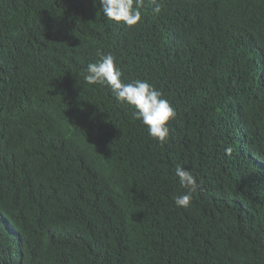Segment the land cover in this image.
Listing matches in <instances>:
<instances>
[{"label": "trees", "instance_id": "1", "mask_svg": "<svg viewBox=\"0 0 264 264\" xmlns=\"http://www.w3.org/2000/svg\"><path fill=\"white\" fill-rule=\"evenodd\" d=\"M157 3L0 0V264H264V0ZM109 53L174 108L164 143L86 82Z\"/></svg>", "mask_w": 264, "mask_h": 264}, {"label": "clouds", "instance_id": "2", "mask_svg": "<svg viewBox=\"0 0 264 264\" xmlns=\"http://www.w3.org/2000/svg\"><path fill=\"white\" fill-rule=\"evenodd\" d=\"M98 3L102 5L101 11L108 21L123 22L127 26H133L141 20L139 9L143 7L144 0H98ZM149 3L154 5L153 12H160L157 0H149ZM121 76L115 57L109 53L101 55L98 63L88 64L84 78L89 84L107 85L118 101L133 106L135 109L133 118L142 121L152 139L164 143L170 132L168 122L175 116L174 108L163 98L162 92L149 82L136 79L125 83ZM175 175L181 185L190 190L195 188L196 180L188 170L177 167ZM189 202V194L175 197V204L178 207L186 208Z\"/></svg>", "mask_w": 264, "mask_h": 264}]
</instances>
